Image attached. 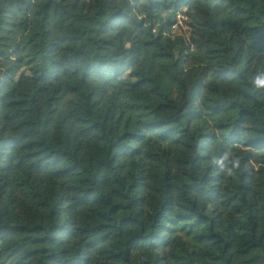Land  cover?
Here are the masks:
<instances>
[{
	"label": "trees",
	"instance_id": "1",
	"mask_svg": "<svg viewBox=\"0 0 264 264\" xmlns=\"http://www.w3.org/2000/svg\"><path fill=\"white\" fill-rule=\"evenodd\" d=\"M257 70L264 0H0V264H264Z\"/></svg>",
	"mask_w": 264,
	"mask_h": 264
},
{
	"label": "clouds",
	"instance_id": "2",
	"mask_svg": "<svg viewBox=\"0 0 264 264\" xmlns=\"http://www.w3.org/2000/svg\"><path fill=\"white\" fill-rule=\"evenodd\" d=\"M247 83L255 89L264 90V70H257L255 73L248 74ZM211 163L227 177H233L240 171H250L248 165L243 164L242 159L232 155L230 151L224 152L222 156H213Z\"/></svg>",
	"mask_w": 264,
	"mask_h": 264
},
{
	"label": "built area",
	"instance_id": "3",
	"mask_svg": "<svg viewBox=\"0 0 264 264\" xmlns=\"http://www.w3.org/2000/svg\"><path fill=\"white\" fill-rule=\"evenodd\" d=\"M186 18L182 14L176 16L174 25L172 26L171 32L173 35H184L188 37V28L185 25Z\"/></svg>",
	"mask_w": 264,
	"mask_h": 264
}]
</instances>
